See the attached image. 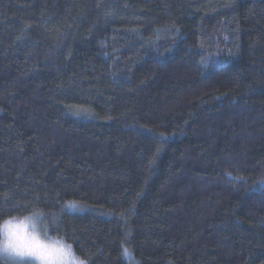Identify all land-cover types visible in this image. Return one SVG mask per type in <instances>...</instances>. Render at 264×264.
<instances>
[{"label": "trees", "instance_id": "trees-1", "mask_svg": "<svg viewBox=\"0 0 264 264\" xmlns=\"http://www.w3.org/2000/svg\"><path fill=\"white\" fill-rule=\"evenodd\" d=\"M36 201L85 264H264V0H0V212Z\"/></svg>", "mask_w": 264, "mask_h": 264}, {"label": "clouds", "instance_id": "clouds-1", "mask_svg": "<svg viewBox=\"0 0 264 264\" xmlns=\"http://www.w3.org/2000/svg\"><path fill=\"white\" fill-rule=\"evenodd\" d=\"M70 204L51 211L36 201L0 212V264H85L62 227V212L78 209Z\"/></svg>", "mask_w": 264, "mask_h": 264}, {"label": "snow or ice", "instance_id": "snow-or-ice-1", "mask_svg": "<svg viewBox=\"0 0 264 264\" xmlns=\"http://www.w3.org/2000/svg\"><path fill=\"white\" fill-rule=\"evenodd\" d=\"M69 206L74 207V208L79 207V206H78L77 204H75V203H71ZM124 255H126V256L129 255L127 249H124Z\"/></svg>", "mask_w": 264, "mask_h": 264}]
</instances>
